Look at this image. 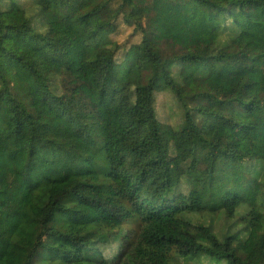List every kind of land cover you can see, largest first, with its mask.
Here are the masks:
<instances>
[{"label":"trees","instance_id":"16d2710c","mask_svg":"<svg viewBox=\"0 0 264 264\" xmlns=\"http://www.w3.org/2000/svg\"><path fill=\"white\" fill-rule=\"evenodd\" d=\"M10 250L264 264V0H0V264Z\"/></svg>","mask_w":264,"mask_h":264},{"label":"rangeland","instance_id":"374dc122","mask_svg":"<svg viewBox=\"0 0 264 264\" xmlns=\"http://www.w3.org/2000/svg\"><path fill=\"white\" fill-rule=\"evenodd\" d=\"M32 60L38 66H41L40 58L36 54H32ZM70 74L73 79L80 85L86 87L88 96L93 97L97 91V79L95 71L90 68V66H86L81 64L76 58L72 57L70 60ZM200 87L210 89L212 86L210 83L200 84ZM38 98V96H37ZM94 213L88 209L79 210V214L73 216L74 220L79 224L84 222H88L94 218ZM16 263V254L13 250L7 255V259L3 264H15Z\"/></svg>","mask_w":264,"mask_h":264}]
</instances>
